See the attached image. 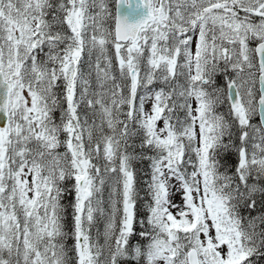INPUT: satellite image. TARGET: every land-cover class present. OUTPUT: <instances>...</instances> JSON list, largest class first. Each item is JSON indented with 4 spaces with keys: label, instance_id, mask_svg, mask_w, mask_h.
I'll list each match as a JSON object with an SVG mask.
<instances>
[{
    "label": "snow or ice",
    "instance_id": "6c2138e0",
    "mask_svg": "<svg viewBox=\"0 0 264 264\" xmlns=\"http://www.w3.org/2000/svg\"><path fill=\"white\" fill-rule=\"evenodd\" d=\"M255 257L264 0H0V264Z\"/></svg>",
    "mask_w": 264,
    "mask_h": 264
},
{
    "label": "trees",
    "instance_id": "16d2710c",
    "mask_svg": "<svg viewBox=\"0 0 264 264\" xmlns=\"http://www.w3.org/2000/svg\"><path fill=\"white\" fill-rule=\"evenodd\" d=\"M114 63H115V61H114ZM217 83L219 85L223 86L224 80H223V77L222 76H218L217 77ZM60 150L63 151V149H60ZM135 167L137 169L138 188H141L142 189L144 187L143 180L146 179L144 173L147 170V163L146 162H144V163H139L138 162L135 165ZM140 195L143 196L144 195V192L141 191L140 192ZM106 196H107V191H105V197ZM100 227L102 228V223H101ZM69 243H71V241H69ZM254 261H255V264H264V257H255L254 258Z\"/></svg>",
    "mask_w": 264,
    "mask_h": 264
},
{
    "label": "rangeland",
    "instance_id": "374dc122",
    "mask_svg": "<svg viewBox=\"0 0 264 264\" xmlns=\"http://www.w3.org/2000/svg\"><path fill=\"white\" fill-rule=\"evenodd\" d=\"M256 122H257V121L254 119V120H253V123H256ZM174 199H176V200L178 201V200H179V196H178V195L175 196Z\"/></svg>",
    "mask_w": 264,
    "mask_h": 264
}]
</instances>
